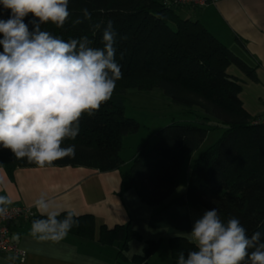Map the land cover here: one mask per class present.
Masks as SVG:
<instances>
[{
	"label": "trees",
	"instance_id": "1",
	"mask_svg": "<svg viewBox=\"0 0 264 264\" xmlns=\"http://www.w3.org/2000/svg\"><path fill=\"white\" fill-rule=\"evenodd\" d=\"M179 7L169 0H70L71 16L63 28L41 25L42 30L66 40L88 35L99 47L103 27L112 20L118 33L117 61L123 73L113 97L94 116L82 117L75 141H65V146L76 145L75 157L57 160L54 165L119 169L122 138L139 129V123L124 113L126 91L159 89L187 115L185 120H172L157 129L151 146L137 147L125 174L126 186L136 191L141 202L152 207L163 205L178 187L184 162L200 147L208 131L222 128V134L197 156L189 170L187 204L216 208L225 221L235 216L249 235L264 233V125L254 123L256 117L243 108L238 97L240 83L228 70L236 66L249 74L251 69L198 21L179 17ZM84 8L91 13V22L74 25ZM9 15L10 10L0 5V19ZM32 20L31 14L25 18L30 30ZM90 23L101 25L94 35ZM0 166L11 173L16 167L36 165L0 148ZM77 218L78 233H92V217ZM131 233L126 226L101 229V237L111 240L125 241ZM169 242L174 258L192 248L179 237Z\"/></svg>",
	"mask_w": 264,
	"mask_h": 264
},
{
	"label": "clouds",
	"instance_id": "2",
	"mask_svg": "<svg viewBox=\"0 0 264 264\" xmlns=\"http://www.w3.org/2000/svg\"><path fill=\"white\" fill-rule=\"evenodd\" d=\"M70 0H0L10 10L0 19V148L38 167H51L63 158H74L80 121L108 102L123 78L117 61L118 33L112 20L103 27L101 46L88 35L64 39L41 25L63 28L71 16ZM74 25L91 22L87 8L80 10ZM31 14L30 30L25 18ZM93 35L101 29L91 24ZM127 37H120L126 39ZM123 54L121 53V59ZM13 201L0 195V217ZM40 218L31 222L30 235L38 241L61 242L78 226L77 214L67 211L61 218L55 202L45 193L34 201ZM192 245L181 251L176 264H264V233L251 235L239 218L223 220L216 208L195 220L190 232L178 234ZM74 252V250H73ZM122 255L128 260L143 255V246L129 244ZM9 255L0 264H9ZM87 264H100L88 258Z\"/></svg>",
	"mask_w": 264,
	"mask_h": 264
},
{
	"label": "crops",
	"instance_id": "3",
	"mask_svg": "<svg viewBox=\"0 0 264 264\" xmlns=\"http://www.w3.org/2000/svg\"><path fill=\"white\" fill-rule=\"evenodd\" d=\"M177 13L181 18L198 21L250 67L249 74L236 66L228 70L240 83L238 97L248 115L263 114L264 0H216L199 8L179 7ZM204 143L205 140L188 158L184 183L195 159L205 149ZM124 162L119 169L110 171L53 165L16 167L8 173L0 166V195L11 199V206H27L34 212L32 219H18L9 224L11 239L25 252L21 264H87L90 257L100 264H176L169 239L190 232L195 220L207 209L187 204L186 185L181 186L180 177L177 189L163 205L152 207L141 202L136 191L126 186V167L130 162ZM41 193L55 202V210L61 214L72 211L77 217L90 215L92 233L82 235L74 227L58 243L34 239L30 235L31 222L40 218L34 201ZM116 226H126L132 231L128 239L101 237L102 227L111 230ZM130 243L137 248L142 245L143 255L132 260L124 257L122 253ZM9 255L0 252V260Z\"/></svg>",
	"mask_w": 264,
	"mask_h": 264
},
{
	"label": "rangeland",
	"instance_id": "4",
	"mask_svg": "<svg viewBox=\"0 0 264 264\" xmlns=\"http://www.w3.org/2000/svg\"><path fill=\"white\" fill-rule=\"evenodd\" d=\"M124 113L139 123V129L136 132L127 134L122 138L120 156L125 162H130L129 160L139 145L145 144L149 147L154 143V133L157 129L169 124L172 120H185L187 115L185 110L172 104L159 89L150 91L127 90L124 97ZM222 130V128H216L208 131L203 148L214 142L222 134ZM187 161L188 159L181 171V186L186 185L188 179L187 175L184 183V169L187 167Z\"/></svg>",
	"mask_w": 264,
	"mask_h": 264
},
{
	"label": "built area",
	"instance_id": "5",
	"mask_svg": "<svg viewBox=\"0 0 264 264\" xmlns=\"http://www.w3.org/2000/svg\"><path fill=\"white\" fill-rule=\"evenodd\" d=\"M215 1L216 0H169V2L177 6H192L197 8L214 3ZM252 121L256 124L264 125V113L257 116ZM32 217H34V212L30 207L23 205L11 206L8 213L0 217V252L15 256L16 259L12 261V264H21L25 259V252L11 239L9 224L18 219H29Z\"/></svg>",
	"mask_w": 264,
	"mask_h": 264
}]
</instances>
